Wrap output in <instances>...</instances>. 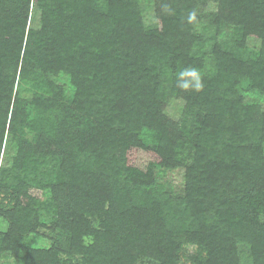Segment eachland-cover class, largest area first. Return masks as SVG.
I'll return each mask as SVG.
<instances>
[{"label":"trees","instance_id":"1","mask_svg":"<svg viewBox=\"0 0 264 264\" xmlns=\"http://www.w3.org/2000/svg\"><path fill=\"white\" fill-rule=\"evenodd\" d=\"M189 68L199 91L177 87ZM179 167L175 196L156 170ZM185 245L264 264V0H0V261L180 264Z\"/></svg>","mask_w":264,"mask_h":264},{"label":"rangeland","instance_id":"2","mask_svg":"<svg viewBox=\"0 0 264 264\" xmlns=\"http://www.w3.org/2000/svg\"><path fill=\"white\" fill-rule=\"evenodd\" d=\"M143 3L147 2L152 6V0H140ZM143 21L145 23L148 32H151L156 24L154 11L151 7H146L143 10ZM248 46L253 50L257 51L260 49L261 40L251 37L248 39ZM255 100L261 102L262 100L254 97ZM248 99H251L248 97ZM263 104V103H262ZM185 103L181 100H172L166 109V114L175 120H179L184 113ZM142 139L148 144L155 145L154 134L148 130H144L141 135ZM185 170L181 167L175 169H157L156 170V180L158 183L166 186L175 196H182L184 194L185 185ZM34 246L40 248H49L51 246V241L48 238H35ZM243 257L245 260L248 258V250L244 248L242 250ZM199 254V249L195 245H185L181 253V263L180 264H197L195 258ZM0 264H11L8 258H3ZM138 264H154L147 260H142Z\"/></svg>","mask_w":264,"mask_h":264},{"label":"clouds","instance_id":"3","mask_svg":"<svg viewBox=\"0 0 264 264\" xmlns=\"http://www.w3.org/2000/svg\"><path fill=\"white\" fill-rule=\"evenodd\" d=\"M196 20L195 12H192L188 16L189 23ZM177 87L183 90H196L202 89L201 77L198 70L194 68L184 69L179 72L177 76Z\"/></svg>","mask_w":264,"mask_h":264}]
</instances>
